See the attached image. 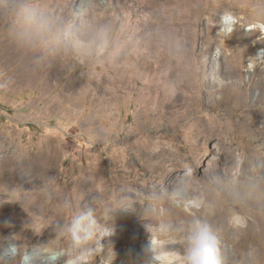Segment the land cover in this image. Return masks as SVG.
<instances>
[{
  "label": "rangeland",
  "instance_id": "rangeland-1",
  "mask_svg": "<svg viewBox=\"0 0 264 264\" xmlns=\"http://www.w3.org/2000/svg\"><path fill=\"white\" fill-rule=\"evenodd\" d=\"M83 7L92 11L82 18ZM41 22L49 26L47 40H56L47 48L71 51L70 80L23 77L28 43L5 57L13 37L28 28L38 35ZM259 23L264 0H0V264H22L23 253L39 246L63 253L56 264L79 256L84 248L66 228L84 213L65 198L124 161L134 165L131 178L139 171L153 187L147 170L155 171L162 150L183 160L167 197L163 186L151 192L167 205L152 198L133 213L108 197L89 210L112 235L97 233L85 246L87 264H111L178 218L217 231L223 264H264V57L251 59L264 49ZM70 25L89 48L84 61L66 37ZM89 30L96 34L85 36ZM140 58L134 78L114 79ZM184 178L196 182L204 201L191 213L174 195ZM213 202L221 216L212 213ZM154 256L147 259L156 264Z\"/></svg>",
  "mask_w": 264,
  "mask_h": 264
},
{
  "label": "bare ground",
  "instance_id": "bare-ground-1",
  "mask_svg": "<svg viewBox=\"0 0 264 264\" xmlns=\"http://www.w3.org/2000/svg\"><path fill=\"white\" fill-rule=\"evenodd\" d=\"M91 11L92 10L90 9V7L78 8L77 14L78 16L83 18L84 15L86 14L89 15ZM224 20L230 21L231 18L224 16ZM60 22H61L60 20H56L54 23L53 22L52 23L53 25L61 27ZM39 25H40L39 26L40 31L36 36L34 33H32L29 30L30 28H28L25 29V32L22 33V36L19 35L18 37L17 36L15 38L13 37L14 40L11 41L10 43L11 48L9 47L7 50H5V57L12 59L18 56L20 52L24 50L23 48L26 45L30 44L33 52L31 51V53L29 54L30 59L28 61L26 60L27 62H24L25 65L23 66L21 73L23 77L31 78L41 83L50 82L54 78L55 79L61 78L62 80V78H65L66 76L70 80L71 75L68 74L67 69L69 65L72 63V57L70 55L71 51H67L63 49L61 50V45L56 46L54 50L47 48L46 46L47 42L52 43L55 42L56 40L55 39L47 40L48 36H50L48 33L49 32L48 24H46L45 22H41V24ZM258 26H260V28L264 32V24L259 23ZM66 30H67L66 32L67 39L69 40L70 43L73 42L75 44L74 49L77 52L78 58H82L84 61L89 48L88 46L85 45L82 46V44L80 43V39L82 38L80 32L79 31L76 32V36H74L75 34H73V28L71 29V25L70 27L68 26ZM87 33L85 34V36H89V37H93L96 34V32L93 30H89V32ZM65 42L67 41L65 40ZM77 42L81 44L82 47H77ZM67 46H69V44ZM263 57H264V49H258L253 53L251 59L257 60V59H262ZM117 59L118 58H116L115 60L118 62L119 59L118 60ZM140 61H142L141 58L138 60L137 63H132V64L130 63V65H128L126 70L122 71L120 77L117 74H113L114 79H116L117 81V79L122 80L125 77L128 79L134 78L137 70L140 69L139 68ZM60 73H62V75H60ZM254 149L255 151H259L255 147ZM182 162H183L182 159L177 160L175 157L174 158L170 156L166 157L165 152L162 150L159 153L156 164L153 167H155L156 169L163 170V173L156 174L155 173L156 169L155 171L154 169L147 170V175H148L147 181H149V183H154L153 187H149L146 185L147 184L146 179H145L146 184H144V178L142 182L141 181L142 177H140V175H137L139 171L137 172L135 171L136 175L131 178L130 174L134 168V165L131 163V161H124L123 163L125 165L123 164L124 166L121 169H119L115 174H112L111 176L109 175L110 177H106V173H104V175L99 177L92 176L85 180L82 181L80 180L81 189L77 190L79 192L75 196L73 194L68 195L65 198V204L66 205L69 204L70 205L69 207H77L76 209L82 211V213L84 214L89 212V210H93L94 208L98 207L101 204V202H103V200L108 199V197H111V199H113L118 206L123 207L124 205H127L130 208V210H132L133 213L141 211L144 206H147L148 201L152 200V198H154V200H156L157 202L161 201L164 205L165 204L167 205L168 199H162L163 197L161 198V196H157V195L155 196L151 192L159 191L160 186H163L165 187V190L162 192V195L167 197L169 188L173 186L175 184L174 182L178 179L177 176L175 175L178 170L177 164ZM199 163L200 162L195 163L196 169L197 168L199 169V165H200ZM45 176H47V174ZM157 178H160L161 182L159 181L158 183H156ZM197 186H199L198 183ZM259 187L261 188V186L259 185L257 186L256 189H260ZM251 189L254 188L251 187ZM250 192L251 191H249V193ZM53 200L56 201L55 203L57 205H60L63 200V195L58 193L57 198H54ZM262 201H264V199ZM128 202H130V206ZM212 204H213L212 213L214 214V216H221L223 212L221 209H219V207H217V205L219 204L215 205L214 202ZM163 214H164L163 221L165 222L168 219L167 216L169 214V213L167 214L165 208ZM190 225L191 223L183 221L182 219L179 218L177 220L175 219L174 223L170 227L165 228L164 231L156 232L155 233L156 235L153 238H155L159 242L160 237L162 238L170 237L177 240L182 236L180 240L171 242L167 245H161L159 242L158 246L153 248L151 244V240L153 238H151L148 240V242L146 241L144 243H139L137 245H134L132 248L127 249L122 256H120L119 258H114L111 264H154L152 263V261L149 260L150 258L147 259V257L150 254L152 255V253L156 254V252L158 251L175 252V253H179L180 255H183L186 248L185 238L188 235ZM221 253H223L222 248H221ZM68 258H71V256H69ZM60 262L61 261L58 260V263Z\"/></svg>",
  "mask_w": 264,
  "mask_h": 264
},
{
  "label": "clouds",
  "instance_id": "clouds-1",
  "mask_svg": "<svg viewBox=\"0 0 264 264\" xmlns=\"http://www.w3.org/2000/svg\"><path fill=\"white\" fill-rule=\"evenodd\" d=\"M77 47H80L79 43H77ZM190 175V172L186 174L187 177ZM174 195L181 198L185 210L190 213L193 209L199 210L204 205L202 197L196 193L190 179H182ZM128 204L130 206V202ZM66 231L76 248H84L79 256L68 259L66 264H87L91 257V249L85 248V246L96 238L97 233L101 237L112 235L110 229H102L91 211L74 217ZM185 240L186 248L183 255L158 251L154 256L156 264H223L219 236L217 231L206 221L194 219ZM151 244L155 248L159 242L153 238ZM11 251L15 254L17 249L12 247ZM62 254V252L49 247L39 246L31 252L23 253L22 264H35L36 260H39L40 264H56ZM105 264H109V262L106 261Z\"/></svg>",
  "mask_w": 264,
  "mask_h": 264
}]
</instances>
